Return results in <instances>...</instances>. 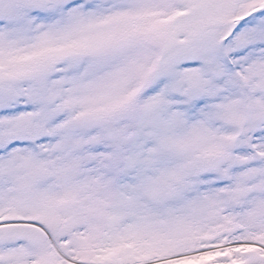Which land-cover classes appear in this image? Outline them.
Listing matches in <instances>:
<instances>
[{
    "label": "snow or ice",
    "instance_id": "obj_1",
    "mask_svg": "<svg viewBox=\"0 0 264 264\" xmlns=\"http://www.w3.org/2000/svg\"><path fill=\"white\" fill-rule=\"evenodd\" d=\"M0 264H264V0H0Z\"/></svg>",
    "mask_w": 264,
    "mask_h": 264
}]
</instances>
